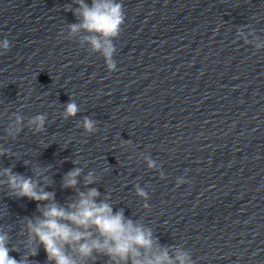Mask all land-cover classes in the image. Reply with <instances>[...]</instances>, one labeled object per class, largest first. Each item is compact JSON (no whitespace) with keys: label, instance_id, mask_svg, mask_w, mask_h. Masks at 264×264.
<instances>
[{"label":"water","instance_id":"95a60500","mask_svg":"<svg viewBox=\"0 0 264 264\" xmlns=\"http://www.w3.org/2000/svg\"><path fill=\"white\" fill-rule=\"evenodd\" d=\"M118 2L125 23L110 71L84 40L99 34L70 32L77 0H0V45L9 42L0 47V230L16 259L24 219L41 213L11 193L5 168L65 208L95 188L97 203L170 249L264 183V0ZM69 102L78 111L65 118ZM77 167L76 187H62ZM89 172L95 182L85 185ZM29 261L47 264L43 246Z\"/></svg>","mask_w":264,"mask_h":264},{"label":"clouds","instance_id":"9594fccd","mask_svg":"<svg viewBox=\"0 0 264 264\" xmlns=\"http://www.w3.org/2000/svg\"><path fill=\"white\" fill-rule=\"evenodd\" d=\"M79 8L76 15L79 23L69 25L71 34L81 30L97 35L85 36L93 51H101L110 71L115 70L113 53L115 47L112 39L117 38L125 23V12L118 0H92L89 7L84 0H77ZM9 42L5 39L0 45L8 49ZM78 108L74 102H69L65 110V118L75 116ZM43 116H36L29 123L42 130ZM17 123L20 118L17 117ZM95 122L85 118L84 128L91 132ZM19 131V129L17 130ZM149 163V167H152ZM7 184L16 197H26L37 202L40 216L25 218L23 231L27 232L26 251L20 259L11 256L17 251L9 247L10 238L0 230V264H30L29 257L38 254L39 247L47 256V264H96L98 257H106L107 264H193L189 254L179 248L161 247L153 237V231L143 223L125 217L123 210L113 212L107 200L97 203L100 193L95 188L86 192H77L78 199L67 208L55 202V194L45 191L39 186V181L13 173L5 168ZM41 173H37L40 175ZM79 167L69 171L62 181V187L75 188L80 176ZM85 185L95 182L92 172L84 178ZM137 194L146 198V192L139 186ZM48 203L41 206L40 202ZM144 207H148L144 205ZM170 251L175 253L174 257Z\"/></svg>","mask_w":264,"mask_h":264}]
</instances>
